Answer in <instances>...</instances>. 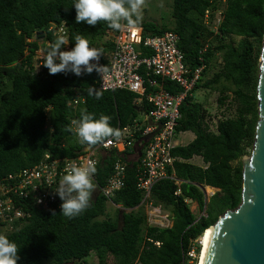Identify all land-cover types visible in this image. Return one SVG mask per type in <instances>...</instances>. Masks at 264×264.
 Listing matches in <instances>:
<instances>
[{"label": "trees", "instance_id": "obj_1", "mask_svg": "<svg viewBox=\"0 0 264 264\" xmlns=\"http://www.w3.org/2000/svg\"><path fill=\"white\" fill-rule=\"evenodd\" d=\"M74 2L0 0V178L32 166L46 153L57 158L81 154L89 146L67 129L73 119L80 118L83 109L94 119L109 116L113 128L125 127L140 115L134 109L133 93L98 90L95 71L80 77L58 73L53 80L45 67L35 71L36 51L45 55L49 44L56 40L48 31L51 23L66 25L70 50L79 34L90 47L103 50L101 61L112 51V43L103 39L115 30L104 21L94 27L76 23ZM207 6L205 0H172L171 25L138 26L144 35L176 33L184 62L194 70L200 65L198 51L209 37L202 23ZM220 34L212 40L216 45L205 54V69L192 94L201 87L218 90V105H234L235 114L218 120L213 133L207 131V110L194 101L193 95L180 106L176 134L194 135L188 144L172 151L177 159L173 171L180 183L164 180L151 191L154 203L172 216L171 227L147 226L136 185L138 161H130L125 185L112 199L123 209L122 214L116 209L114 215H109L100 194L91 199L85 212L73 218L65 217L61 209L33 211L20 227L4 234L20 248L17 264H87L92 254L98 264H197V259L190 263L187 256L192 243L241 202L242 159L252 150L258 121L256 88L264 36V0H229ZM40 38L42 43L38 42ZM141 55L150 53L142 49ZM215 55H219L222 69L202 83ZM144 78L147 85L149 77ZM90 86L102 93L100 99L88 94ZM164 86L168 91H177L170 82ZM78 97L84 102L73 107L70 103ZM141 109L147 111L145 105ZM194 157L201 159L202 166L191 162ZM111 160L108 154L97 165L98 188L104 186L111 172ZM203 187L216 190L208 201ZM189 202H195L199 214L204 212L205 216L194 214ZM147 238L160 245L155 246ZM196 247L199 254L200 247Z\"/></svg>", "mask_w": 264, "mask_h": 264}, {"label": "built area", "instance_id": "obj_2", "mask_svg": "<svg viewBox=\"0 0 264 264\" xmlns=\"http://www.w3.org/2000/svg\"><path fill=\"white\" fill-rule=\"evenodd\" d=\"M205 1L208 6L203 11L202 23L209 37L198 51L200 65L194 70H190L185 64L178 46L179 36L172 31L160 35H144L142 27L137 26L109 32L106 37L110 39L113 49L105 56L104 61L99 60V64L107 67V72L102 77L97 74V88L104 92L127 90L133 93L134 105L139 108L140 115L127 126L118 127L124 133L119 140L85 147L75 157L57 158L46 153L32 166L0 178V229L7 228L8 232H12L26 222L33 211L60 209L62 201L54 191L64 175L66 164L69 161L83 164L92 159L96 161L97 167L108 154H111L112 159L111 172L103 187H97L96 174L92 177L94 193L97 191L107 204L121 210L112 199L125 185L127 163L138 161L136 185L141 192L140 206L147 226L171 227L172 216L161 205L154 203L151 191L164 180L173 181L176 185L180 183L173 171V164L177 159L172 156L174 148L179 146L176 127L181 117L180 106L192 96V91L202 76L205 54L210 47L216 45V41L212 43V40L221 36L220 25L229 0ZM48 31L55 38L57 34H64L68 38L63 22L59 25L51 23ZM142 49L150 55L142 56ZM62 50H70L69 44L63 46ZM43 56L41 50L36 51L34 67L37 73L42 68ZM219 63L222 64L221 61ZM146 76L149 77L147 85L144 78ZM165 82L174 84L177 91H168L164 86ZM83 102V98L78 97L70 104L76 107ZM143 105L147 107L146 112L141 109ZM148 120L152 125H148ZM206 122L207 131L215 133L217 121L212 124L207 117ZM157 124H160L159 129ZM152 132L155 134L144 144L141 156L138 157L134 152L135 143ZM199 216H205V213H200ZM201 238L202 236L196 239L187 252L190 263L198 260L196 246L201 248ZM147 240L157 247L160 245L159 242Z\"/></svg>", "mask_w": 264, "mask_h": 264}, {"label": "clouds", "instance_id": "obj_3", "mask_svg": "<svg viewBox=\"0 0 264 264\" xmlns=\"http://www.w3.org/2000/svg\"><path fill=\"white\" fill-rule=\"evenodd\" d=\"M144 5L145 0H75L73 4L76 23L84 22L94 27L100 21H104L113 30L137 27L142 20ZM74 41L71 50H62L63 46L69 44V39L64 34H57L55 42L49 44L41 65L48 69L50 75L72 73L80 77L95 71L102 77L107 72V67L99 64L103 50L90 47L83 35H76ZM88 94H94L97 99L102 95L91 86ZM110 119L107 115L94 119L93 114L83 109L80 118L73 119L67 130L74 132L80 143L89 147L105 141L111 142L113 139L119 140L124 133L121 129L111 127ZM96 172V161L92 159L86 160L83 164L74 161L66 164L64 175L54 191L62 201L60 209L65 217L79 216L90 207L91 197L95 191L92 177ZM19 249L4 234H0V264H17L20 259Z\"/></svg>", "mask_w": 264, "mask_h": 264}, {"label": "water", "instance_id": "obj_4", "mask_svg": "<svg viewBox=\"0 0 264 264\" xmlns=\"http://www.w3.org/2000/svg\"><path fill=\"white\" fill-rule=\"evenodd\" d=\"M259 57L258 121L252 150L242 159L241 202L235 209L227 210L208 229L200 264H264V36ZM49 76L53 80V75ZM134 109L140 112L138 107L134 106ZM148 125H152L150 120ZM157 127L159 129L160 124ZM154 134L149 133L135 143L134 152L138 157ZM97 194L96 191L93 197Z\"/></svg>", "mask_w": 264, "mask_h": 264}, {"label": "rangeland", "instance_id": "obj_5", "mask_svg": "<svg viewBox=\"0 0 264 264\" xmlns=\"http://www.w3.org/2000/svg\"><path fill=\"white\" fill-rule=\"evenodd\" d=\"M171 12H172V0H145V5L142 8V20L139 22V24H145V23H152L156 25H171L173 19L171 18ZM36 39V38H34ZM43 39H38L39 43H42ZM109 38L105 37L103 39V42H109ZM238 39H236L237 41ZM260 57L258 59L259 63ZM221 61L219 55L213 56L212 63H210V68L208 72L205 74V76L202 78V83L210 80L213 78V76L217 73H219L222 69ZM194 97V101L198 102L203 105V107L207 110L208 118L213 124L214 121H218L222 118L226 117H233L235 114V106H219L217 103V98L219 96L218 90L211 91L209 89L205 88H198L194 93L192 94ZM230 96V95H229ZM193 139V134L190 132H186L183 134H179L177 137V141L179 145H186ZM194 164H201V160L199 158H193L191 160ZM205 193L206 201H208V198L216 192L215 189L210 188L209 191H207V187L202 188ZM189 208L190 210L196 214L199 215L197 204L195 202H189ZM107 212L109 215H114L116 212V208L111 206L110 204H107ZM126 212V211H125ZM8 229L3 228L0 229V234H7ZM199 259V256H198ZM87 264H98L97 258L94 254H92L89 258L86 259ZM109 264H112V261H109Z\"/></svg>", "mask_w": 264, "mask_h": 264}, {"label": "bare ground", "instance_id": "obj_6", "mask_svg": "<svg viewBox=\"0 0 264 264\" xmlns=\"http://www.w3.org/2000/svg\"><path fill=\"white\" fill-rule=\"evenodd\" d=\"M209 190H210V188H207V191H209ZM208 229H210V228H208ZM208 229L205 231V233L203 234V236H202V238L200 240L201 248H200L199 259H198L199 264L201 263V259H202V255H203V250H204V246H205V242H206ZM201 249H202V251H201Z\"/></svg>", "mask_w": 264, "mask_h": 264}, {"label": "crops", "instance_id": "obj_7", "mask_svg": "<svg viewBox=\"0 0 264 264\" xmlns=\"http://www.w3.org/2000/svg\"><path fill=\"white\" fill-rule=\"evenodd\" d=\"M106 56H107V54H106ZM183 134V133H182ZM193 138H194V135H193ZM193 140V139H192ZM191 140V141H192ZM194 158H199V157H194ZM200 159V158H199ZM201 160V159H200ZM194 164V163H193ZM196 165H199V166H202V161H201V164H196ZM207 188H210V187H207ZM213 189V188H212Z\"/></svg>", "mask_w": 264, "mask_h": 264}]
</instances>
